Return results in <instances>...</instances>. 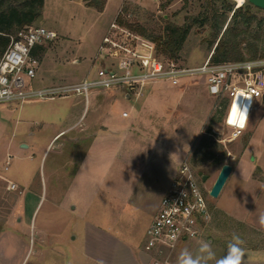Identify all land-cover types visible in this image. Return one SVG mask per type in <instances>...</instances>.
Masks as SVG:
<instances>
[{"label": "rangeland", "instance_id": "obj_1", "mask_svg": "<svg viewBox=\"0 0 264 264\" xmlns=\"http://www.w3.org/2000/svg\"><path fill=\"white\" fill-rule=\"evenodd\" d=\"M211 1L150 0L151 4L146 3L148 7H144L135 1L124 0L119 10L122 0H106L104 9L100 11L97 7L89 6L88 0H44L42 17L34 26L53 30L56 39L45 44L43 50H38L36 57L39 64L36 77L30 83L31 87L46 88L73 83L86 77H97L99 62L95 56L116 20L118 11H121L119 18L132 24L135 29L143 28L148 36L158 37L164 35L167 24L181 26L187 18L192 20L201 16ZM226 1L236 9V0ZM244 5L250 6L257 16L264 17L263 9L254 7L248 0H245ZM216 6L224 10L221 3ZM212 35L210 25L194 26L175 59L190 66L202 64L213 52L214 47L211 50L210 46ZM243 52L245 59L251 58L247 50ZM188 82L186 84H195ZM192 88H182L186 90L184 92L187 96L183 100L181 97L179 103L182 119H173L171 122L150 119L142 120L138 125L133 124L130 143L120 156L117 152L114 154L112 148L109 151L106 148L103 153L99 151L96 153V161L99 162L86 170L72 186L70 178L73 177L76 163L80 161L85 146L79 144L74 148L75 144L70 139L77 130L71 131L69 128L77 119L72 117L84 112V100L77 97L54 100L30 98L24 102L0 103V231L6 228L5 231H9L8 226L15 225V222L9 221V216L17 207L19 192L8 191V181L16 182L22 189L24 179L30 177V189L39 191L43 196V202L35 214L38 222L47 213L49 205L66 194L70 203L69 211L72 213L68 222L72 228L87 223L114 225L117 228L121 226L127 230L124 236L127 237L131 232L130 235L137 239L145 254L148 223L152 212L158 208L159 200L167 192L168 181L171 182L179 165L185 160L192 164V153L197 151L201 138L210 136L218 143L216 156L222 160L216 163L210 159L200 166L194 165L196 171L208 175L202 187L212 211V221L202 240L211 243L218 259L226 255L227 245L234 235L243 241L241 247L245 251L264 252V228L259 224V216L264 213V100L258 104L246 132L239 139L224 144L218 140L225 136L227 129L222 121L211 124L216 104L205 90L202 93L206 98L197 99L199 103L207 104L209 114L201 131L200 126L196 125L194 116L198 114L201 105L195 100L196 93H193L195 89ZM112 103L113 99L105 91L93 90L88 104L89 111L79 121L78 129H86V125L95 123L94 129L98 128L100 116ZM124 109H129V105L119 104L116 112L113 110L116 120L114 127L117 129L126 128L132 121V117L122 118ZM167 124L168 133L164 135ZM209 127L212 128L210 133L213 136L206 134ZM67 129L46 151L52 137ZM30 132L35 135L30 136ZM157 140L164 144L158 146L159 159L166 156L169 159L168 181L163 174L159 181L153 183L149 175L141 172L146 162L151 160ZM21 142L29 143L31 148H20ZM8 153H11V158L9 165H6L10 156ZM127 163L135 164V170H131ZM224 164L232 165L233 171L219 197L213 198L209 192ZM75 205L77 209H72ZM2 234L0 264H20L26 251L24 243L31 249L24 264L36 263L35 251L40 246L33 235L24 237L25 242L22 243ZM194 244H198L197 241H190L187 245L183 243L179 250L182 251L188 245L194 248ZM198 247H195L196 251ZM175 255L176 251L173 258ZM144 256L147 257L146 254Z\"/></svg>", "mask_w": 264, "mask_h": 264}, {"label": "built area", "instance_id": "obj_2", "mask_svg": "<svg viewBox=\"0 0 264 264\" xmlns=\"http://www.w3.org/2000/svg\"><path fill=\"white\" fill-rule=\"evenodd\" d=\"M119 14L121 11L95 56L99 62L97 77H86L79 82L39 89L31 87L39 64L33 52L54 41L56 34L46 27L30 25L10 36L8 46L0 54V103L24 102L30 98L77 97L82 98L87 107L93 90L122 89L128 100L137 101L155 82L180 87L189 81L204 84L215 99L216 111H222V123L227 133L218 140L220 143H231L246 132L258 104L264 100V57L214 62L210 56L200 65H186L175 58L160 56L156 44L124 25ZM234 108L247 112L243 127L239 112L235 113L236 123H230ZM9 161L10 156L7 164ZM9 187L18 189L15 183H10ZM211 221L212 211L202 179L194 166L185 160L172 179L159 212L147 228L145 264H177L173 254L178 246L202 238Z\"/></svg>", "mask_w": 264, "mask_h": 264}, {"label": "crops", "instance_id": "obj_3", "mask_svg": "<svg viewBox=\"0 0 264 264\" xmlns=\"http://www.w3.org/2000/svg\"><path fill=\"white\" fill-rule=\"evenodd\" d=\"M131 1H135L134 3H138L144 7H148L147 5L151 4L150 0ZM123 4L124 0H122L119 10ZM34 51L37 52L38 49ZM187 82L188 81H186L180 87H171L164 82H155L147 87L144 95L137 101L128 100L122 89L109 92L105 91L108 97L113 99V103L107 107L108 109L103 111L102 115L100 116V124L97 123L99 127L96 129H94L96 123L95 125H86V129H78L79 121L89 111L88 106H85L84 112L81 115L77 113L76 116H73L72 118L74 120L76 118L77 119L72 123L69 130H77V132L70 139V141L75 144L74 148H76L79 144H84L85 149L81 155L80 161H76L77 167L72 175V179L70 178V185L72 186L74 182H76L81 177V175L85 173L86 170L90 169V167L92 168L95 163L99 162V160L96 161V153L99 151L103 153L106 148L107 151L112 148L114 154L117 152L118 156H120L122 150L127 148L130 143L129 138L132 136L131 132L134 129L133 124L138 125L140 121L150 119L166 120L167 122H171L173 119H182L183 115L179 109V103L181 101V97L182 100L187 97L184 92L186 90L183 89L190 86L194 87L192 89H195L193 93H196L195 100L197 102L200 97L206 98L204 93H202V90H205L208 93L207 87L204 84L195 83L190 85L186 84ZM211 98L214 99L212 96ZM77 104L78 102H76L75 105ZM119 104L129 105V109L123 110L121 114L122 118L129 119L132 117V121L124 129H117L114 127L116 120L113 117V114L116 112V106ZM198 105L201 106L198 107V114L194 116V121L196 122V125L200 126L201 131L203 122L209 114V110L207 109V104L205 103L201 104L198 102ZM200 109L203 110L201 111ZM126 111L129 112L128 116L123 115ZM107 123H109V126ZM90 127L93 129H89ZM168 127L169 125L167 124L165 132L163 133L164 135H167ZM67 131L68 129L61 130L55 134L50 140L46 151L59 135ZM34 135V132H30V136ZM162 145L164 144H161L160 140L155 141L156 150L152 152L153 154L151 155V160L146 162V164L143 166L144 170L141 172L143 175H149V179L152 180L153 183L159 181L163 174H165V177L168 181V156L163 157V159L160 157L159 159V152H157V150L160 149L158 146L162 147ZM20 148L30 149L31 145L29 143L21 142ZM10 154L8 153V155ZM127 164L131 170H135V164ZM6 165H9L7 164V161ZM149 170H151V173ZM177 171L174 173L172 179L175 177ZM24 180V187L22 189L19 188V185L16 182L8 181L9 183H15L18 187L17 190H11L10 187H8V191L19 192V195L17 196V207L9 216V221L15 222V225L10 224L8 226L10 227L9 231H5L7 229L6 228L5 230L0 231V233L3 232L2 236H7L12 240L22 243L25 242L24 237L28 238L30 235H33L34 240H37L40 246L35 251V264H145V254L139 247L137 239L130 235L131 232L127 235V237L124 236V231L127 230L121 226L117 228L114 225L98 226L87 223L82 227L76 226L75 228H72L70 222H68L72 218V213L69 211L70 203L66 199V194L62 197V199H55V203L49 205L47 208V213L44 214V216L38 222V216L35 218V214L43 202V196L39 191L37 192L36 190L30 189V177H27ZM170 183L171 182L168 181L167 190ZM162 198L158 202V208L156 211L152 212L151 214L148 227L161 208ZM72 209H77L76 205L73 206ZM202 238L193 241H197L198 243L200 240H202ZM183 243L187 245L188 242ZM183 243L178 246L177 250L180 249ZM24 245L26 246V251L22 255L23 257L20 261V264L25 263L31 250L30 247L26 245V243H24ZM197 245L199 246V244H194V248L189 245L185 246L182 251L184 249H188L193 254H195V247H197ZM177 250L175 257L173 258L176 263L180 253L182 252ZM210 264H214V262H210ZM244 264H264V252L245 251Z\"/></svg>", "mask_w": 264, "mask_h": 264}, {"label": "trees", "instance_id": "obj_4", "mask_svg": "<svg viewBox=\"0 0 264 264\" xmlns=\"http://www.w3.org/2000/svg\"><path fill=\"white\" fill-rule=\"evenodd\" d=\"M88 3L89 6L97 7L102 11L106 0H88ZM217 3L222 4L223 11L216 6ZM43 8L44 0H0V54L8 46L10 36L41 19ZM120 20L127 27L154 42L158 54L163 57L176 58L192 29L197 25L200 27L210 25L213 30L210 46L211 50L214 47L211 55V60L214 62L244 60V50L248 51L251 59L264 57V17L257 16L250 6L244 4L234 9L226 0H213L201 16L192 20L187 18L181 26L167 24L164 35L158 37L148 36L143 28L137 30L132 24L126 23L121 18ZM38 50H43V46ZM37 52L34 51L33 55L37 56ZM221 118L222 111L217 110L211 119V124L221 122ZM211 129L208 128L207 135ZM218 146L210 136H203L197 151L192 153V165L200 166L210 159L216 163L221 162L222 159L216 156Z\"/></svg>", "mask_w": 264, "mask_h": 264}, {"label": "clouds", "instance_id": "obj_5", "mask_svg": "<svg viewBox=\"0 0 264 264\" xmlns=\"http://www.w3.org/2000/svg\"><path fill=\"white\" fill-rule=\"evenodd\" d=\"M239 112V122L242 126L247 118V112L242 111L239 108H234L233 113ZM259 224L264 228V213L259 216ZM199 247L195 254L188 249H184L177 260V264H244L245 250L241 245L243 241L239 236L234 235L232 240L227 245V253L223 257L217 259L216 254L213 251L212 245L209 241L200 240L198 242Z\"/></svg>", "mask_w": 264, "mask_h": 264}, {"label": "water", "instance_id": "obj_6", "mask_svg": "<svg viewBox=\"0 0 264 264\" xmlns=\"http://www.w3.org/2000/svg\"><path fill=\"white\" fill-rule=\"evenodd\" d=\"M248 2L256 8L264 10V0H248ZM213 53V52H212ZM212 55V54H211ZM26 147V145H25ZM233 167L230 164H224L209 192L210 196L213 198L219 197L222 192L226 182L228 181L230 175L232 174ZM202 182H206L208 180V175H204L203 173L199 174Z\"/></svg>", "mask_w": 264, "mask_h": 264}, {"label": "snow or ice", "instance_id": "obj_7", "mask_svg": "<svg viewBox=\"0 0 264 264\" xmlns=\"http://www.w3.org/2000/svg\"><path fill=\"white\" fill-rule=\"evenodd\" d=\"M230 123H233V124L236 123V120H235V112L233 113V119L230 120ZM240 126H242V122H241V125Z\"/></svg>", "mask_w": 264, "mask_h": 264}, {"label": "bare ground", "instance_id": "obj_8", "mask_svg": "<svg viewBox=\"0 0 264 264\" xmlns=\"http://www.w3.org/2000/svg\"><path fill=\"white\" fill-rule=\"evenodd\" d=\"M237 3H239V7L242 6V4H244L245 0H236Z\"/></svg>", "mask_w": 264, "mask_h": 264}]
</instances>
